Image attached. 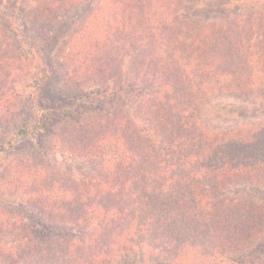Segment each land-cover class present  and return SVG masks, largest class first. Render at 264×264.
Masks as SVG:
<instances>
[{
  "label": "trees",
  "instance_id": "16d2710c",
  "mask_svg": "<svg viewBox=\"0 0 264 264\" xmlns=\"http://www.w3.org/2000/svg\"><path fill=\"white\" fill-rule=\"evenodd\" d=\"M84 1L55 0L57 6L48 3L42 14L54 18ZM182 7L183 0H98L67 42L74 82L103 83L97 80L132 54V72L148 89L129 114L102 117L84 142L77 131L67 134L66 151L96 166L95 173L49 180L20 163L0 165V189L24 190L32 204L58 217L61 234L80 232L79 239L52 248L50 260L115 264L139 248L167 264H181L183 257L191 264H243L239 258L247 250L257 245L263 252L264 210L241 217L213 188L235 176H264V128L215 131L202 116L217 96L264 93V19L204 23L186 19ZM8 43L0 39V72L9 79L17 71ZM103 92L97 87L84 96L92 101ZM41 106L39 120L23 125L16 141L47 131L52 113L48 104ZM214 107L218 117L234 113L224 103ZM13 144L0 148V158ZM1 225L10 234L0 240V251L10 248L12 264H32L39 256L34 250L48 256L23 221L4 219ZM23 229L27 234L11 239Z\"/></svg>",
  "mask_w": 264,
  "mask_h": 264
},
{
  "label": "rangeland",
  "instance_id": "374dc122",
  "mask_svg": "<svg viewBox=\"0 0 264 264\" xmlns=\"http://www.w3.org/2000/svg\"><path fill=\"white\" fill-rule=\"evenodd\" d=\"M54 1L0 0V39L3 42L7 37L10 48L8 56L13 57L17 71L9 79L3 75L4 72H0L1 150L7 142H14L13 150L0 158V165L13 161L25 165L27 171L34 175L47 176L49 180L55 177L67 181L69 178L65 179V175L70 172L74 178L96 172V166L91 165L88 160L78 159L66 151L63 144L68 138L67 134L77 131V140L84 142L91 127L102 117H109L118 111H126L129 114L142 96L147 94L148 89L136 80L132 72V54L121 60L122 63L119 62L120 68L117 66L108 75L110 77L97 78V81L106 80L103 83L93 84L96 82L95 78L74 82L65 60V47L98 0H85L68 11L58 10L54 18L46 16L45 12L42 14L48 3L57 6ZM182 16L204 23H231L238 18L250 17L264 19V0H183ZM97 87L105 89L103 95H106L92 101L87 100L85 92ZM41 103L48 104L52 113L49 128L41 135L16 141L15 133L23 125L35 123L41 117ZM222 103L226 104L228 111H234L231 116L227 113L218 117L220 110L217 112L215 107L212 109V105ZM202 119L206 127L215 131L235 127L264 128V93L217 96L213 103L204 107ZM263 178L264 176L259 179L250 174L240 175V178L235 176L224 187H214L213 194L224 201L225 206L233 208L234 213H243L241 217L252 210L263 211ZM4 219L10 220L11 223L15 220L23 221L26 225L24 229L28 228L29 233L33 234L32 237L39 240L37 244L46 247L48 256L34 250L39 256L32 264L66 263L65 259H49L52 248L59 247L58 243L65 239L81 237L80 232L61 234L62 224L58 217L45 213L41 207L32 204L29 196L24 195V190L4 192L0 189V221ZM1 222L0 240L5 242L10 229H15L19 224L9 229L1 225ZM24 229L22 233L16 231L11 234V239L24 235ZM42 230L47 233L44 234ZM12 244L13 242L8 240L7 247ZM256 247L257 245L242 254L239 262L264 264V250L260 252ZM10 251V248H7L5 253L0 251V264H12L16 261ZM15 252H19L18 256L22 258L25 256V252L20 249ZM188 260L189 258L183 257L180 262L191 264L192 261ZM115 264L167 262L164 258L155 257L136 248L119 256Z\"/></svg>",
  "mask_w": 264,
  "mask_h": 264
}]
</instances>
